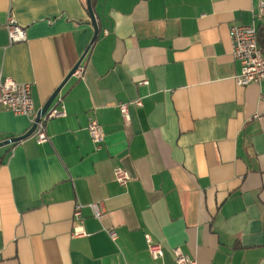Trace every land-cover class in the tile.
<instances>
[{
  "label": "crops",
  "instance_id": "1",
  "mask_svg": "<svg viewBox=\"0 0 264 264\" xmlns=\"http://www.w3.org/2000/svg\"><path fill=\"white\" fill-rule=\"evenodd\" d=\"M261 1L92 0L100 33L52 104L67 114L45 121L47 142L0 147V264H176V246L198 264H264V79L237 85L229 36ZM87 2L0 0V71L32 83L37 110L94 36ZM12 20L25 40H10ZM136 99L126 124L119 105ZM30 127L0 106V141Z\"/></svg>",
  "mask_w": 264,
  "mask_h": 264
},
{
  "label": "built area",
  "instance_id": "2",
  "mask_svg": "<svg viewBox=\"0 0 264 264\" xmlns=\"http://www.w3.org/2000/svg\"><path fill=\"white\" fill-rule=\"evenodd\" d=\"M264 20V2L261 1L258 5L256 21L251 24L234 23L229 27V36L232 42L233 56L240 61L242 67L241 72L236 75L235 80L237 85L246 86L253 82H260L264 79V51L258 43V28L260 22ZM9 37L12 42L22 41L27 38L26 30L19 25L15 20L9 24ZM76 74L82 75L83 69L80 65L75 71ZM142 84L148 83V80L141 81ZM58 106L52 105L48 111L41 117L37 123V127L33 132V136L39 143L47 142L49 135L46 130L45 121L54 117H63L67 114L65 104L60 99ZM134 103L137 106L143 104L141 99H136L132 102H122L120 110L123 120L126 124L130 122V104ZM0 106L12 110L16 114L26 115L31 119V126L34 124L37 116V108L32 96V83L19 82L15 79L5 76L0 71ZM88 130L92 139L101 145L105 141V134L100 123L91 119L88 124ZM114 176L118 183L127 185L131 179L129 171L123 166H117L114 169ZM93 215L102 220L106 213V207L101 201H93L89 203ZM74 220L76 226L72 232L75 237L88 236V232L83 226L84 216L82 213V204L77 203L74 210ZM112 238H116L117 232L115 229L109 231ZM149 251L153 258L160 259L165 255V248L159 242H154L147 235ZM176 264H198L195 257L187 254L179 246L172 249ZM2 250L0 249V258Z\"/></svg>",
  "mask_w": 264,
  "mask_h": 264
},
{
  "label": "water",
  "instance_id": "3",
  "mask_svg": "<svg viewBox=\"0 0 264 264\" xmlns=\"http://www.w3.org/2000/svg\"><path fill=\"white\" fill-rule=\"evenodd\" d=\"M87 4H88V11H89L90 18H91V23H92V25L94 27V30H95L94 36H93L91 42L89 43L88 47L86 48V50L84 51V53L82 54V56L80 57V59L78 60L76 65L73 67V69L70 71L69 75L65 78V80L57 87V89H55V91L50 95V97L45 102V104L41 108L38 109L35 122L30 127V129L27 132H25L24 134H22V135L13 136V137H9V138H6L4 140H1L0 141V147H2L4 145H7V144H10V143H14V142L20 141V140H22L24 138H27V137H29V136H31L33 134V132L35 131V129L37 127V123L41 120V117L52 106V104L54 103V100L56 99L57 95L59 94V92L61 91L63 86L70 79V77L75 73V71L79 68V66L81 65V63H82L84 57L86 56L88 50L90 49L91 45L97 39V37H98V35L100 33V25H99V23L97 21V18H96V14H95V11H94L92 0H88Z\"/></svg>",
  "mask_w": 264,
  "mask_h": 264
},
{
  "label": "trees",
  "instance_id": "4",
  "mask_svg": "<svg viewBox=\"0 0 264 264\" xmlns=\"http://www.w3.org/2000/svg\"><path fill=\"white\" fill-rule=\"evenodd\" d=\"M258 43L264 51V20L260 22L258 28Z\"/></svg>",
  "mask_w": 264,
  "mask_h": 264
}]
</instances>
